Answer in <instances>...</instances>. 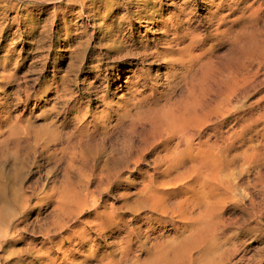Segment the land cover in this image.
I'll use <instances>...</instances> for the list:
<instances>
[{
	"label": "rangeland",
	"instance_id": "rangeland-1",
	"mask_svg": "<svg viewBox=\"0 0 264 264\" xmlns=\"http://www.w3.org/2000/svg\"><path fill=\"white\" fill-rule=\"evenodd\" d=\"M0 137V264H264V0H0Z\"/></svg>",
	"mask_w": 264,
	"mask_h": 264
},
{
	"label": "bare ground",
	"instance_id": "bare-ground-1",
	"mask_svg": "<svg viewBox=\"0 0 264 264\" xmlns=\"http://www.w3.org/2000/svg\"><path fill=\"white\" fill-rule=\"evenodd\" d=\"M144 8V7H143ZM150 111V110H149ZM146 114V113H145ZM144 114V115H145ZM151 115V114H150ZM146 136V135H145ZM1 138V137H0ZM177 139H179V143L175 146V147H172V146H170V143H168L169 141H167L166 142V144L164 145V152H165V154H164V158H163V160H162V162H167V161H169L170 159H171V157L172 158H174L172 161H169L167 164H166V167H165V169L163 170V172H162V175L164 176V178H163V180L162 181H159L158 182V185H159V187L160 188H167L168 186H171L172 184H174V185H176V184H179V183H182L184 180H186V178H187V175H191V173L192 174H194V175H196V177H195V183L196 184H198L199 186H201L200 187V189L198 190V191H196L197 193L195 194V195H193L192 197H189L188 199H190L188 202H187V209L189 210V208H190V206L191 205H193V202L194 201H196V200H199L201 203H202V198L201 197H204L205 196V189H206V187L205 186H207V182L208 181H215V180H217L218 178H219V176H220V169H211L210 170V168H209V165H208V163H207V165L204 167L205 169H206V171H204V173H200V170H199V167H197V166H195V165H193L192 167H190V168H186L185 169V171L186 170H190V174H184L183 172H179V168H180V166H181V168H185V165H186V163L184 164V162L182 163V161H176V158H178L179 157V155L181 154V153H184L185 152V150H189V147H190V141H191V137L189 136V138L188 137H177ZM101 141V140H100ZM97 145V144H96ZM180 145H182L183 147L185 146V148L184 149H181L180 150ZM111 152H113V151H111ZM129 152H128V149L127 150H125L124 152H123V157H116V155H111V157H108V160L110 161L111 160V158H113L114 159V173H113V176H114V179H116V178H119L120 177V175H121V173H122V171L123 170H125V169H129V163L131 162H129ZM190 158V157H189ZM188 161V160H187ZM214 164L215 165H219V166H223V161H215L214 160ZM111 165H112V163H111ZM211 167V166H210ZM127 169V170H128ZM175 173V174H174ZM167 178V179H166ZM194 180V178L193 179H191L190 181H193ZM189 181V182H190ZM173 185V186H174ZM194 188V187H193ZM192 188V189H193ZM176 190V189H175ZM174 190V191H175ZM189 194V193H188ZM153 197H155L156 195L155 194H153L152 195ZM150 197L151 196H149V198H148V200L150 199ZM160 198V201H161V197H159ZM188 199H186V200H188ZM147 200V201H148ZM152 200H153V202H154V206L155 207H158V206H162L161 205V203L162 202H159L158 203V201H156L155 199H153L152 198ZM204 201V200H203ZM153 202H151V203H153ZM179 206H181L182 204H184V201H180L179 203ZM194 206V205H193ZM91 208L92 207H94L93 205H91L90 206ZM98 207V205H96L95 206V208H97ZM126 207V209H129L128 208V205H126L125 206ZM194 208H192V210H193ZM162 211V210H161ZM200 214V213H199ZM187 215V214H186ZM202 215V214H201ZM1 217V216H0ZM188 217V216H187ZM186 217V218H187ZM55 223H56V221H55ZM54 223V224H55ZM116 224H119V222L117 221V220H113V222H111V224L110 225H106L105 226V231H111V230H113V227H116ZM118 226V225H117ZM98 230L101 232V233H106L105 231H104V227H100V225L98 226ZM90 232H92V230L90 231ZM206 232V231H205ZM3 233V232H2ZM121 233V232H120ZM146 254H148V252L146 253ZM149 254H151V253H149ZM133 256V255H132ZM149 256V255H148ZM167 257H168V254H167V252H163L160 256H157V254H156V258H157V262H160V261H164V263L165 264H170V262H172L173 261V259L172 258H170L169 259V262H168V260H167ZM139 258V257H138ZM143 260V259H142ZM58 260H56V262H57ZM126 260L125 259H121L120 261H119V263L120 264H123L124 262H125ZM53 262V260H51V259H47V261H46V263H52ZM74 263H77L76 261H73ZM44 264V263H38V262H34V264ZM118 263V264H119ZM127 263V262H126ZM29 264H31V263H29ZM59 264H73L72 262H69V260L68 259H64V260H62ZM108 264H117L115 261H110ZM130 264V263H129ZM133 264H135V263H133ZM137 264V263H136ZM144 264H147V262H145ZM150 264V263H149Z\"/></svg>",
	"mask_w": 264,
	"mask_h": 264
}]
</instances>
